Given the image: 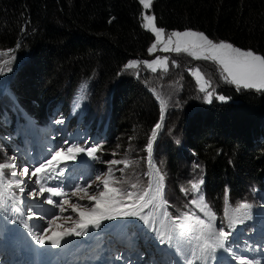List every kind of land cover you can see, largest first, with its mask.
<instances>
[{"label":"trees","instance_id":"1","mask_svg":"<svg viewBox=\"0 0 264 264\" xmlns=\"http://www.w3.org/2000/svg\"><path fill=\"white\" fill-rule=\"evenodd\" d=\"M141 13L138 0H0V52L9 67L0 68V110L45 121L56 108L67 114L86 85L85 117L90 132L105 129L108 153L131 146L144 159L156 136L168 193L180 198L173 212L187 209L192 181L203 182L217 212L225 197H252L251 187L264 189V93L222 90L225 101L161 121L159 105L126 72L154 40ZM150 13L156 29L197 32L264 63V0H154Z\"/></svg>","mask_w":264,"mask_h":264},{"label":"rangeland","instance_id":"2","mask_svg":"<svg viewBox=\"0 0 264 264\" xmlns=\"http://www.w3.org/2000/svg\"><path fill=\"white\" fill-rule=\"evenodd\" d=\"M138 1L142 7V27L153 34L154 40L147 50V55L130 61L126 66V72L128 77L144 84L153 101L159 105L161 119L166 120L168 117L163 110V103L169 96L171 103L167 113H185L197 105L225 101L226 98L220 94L222 90L232 88L236 91L264 93V63L258 55L236 49L228 43L211 41L197 32H164L156 29L150 13L154 0ZM4 55L8 54L0 52L1 73H8L9 67ZM86 87V85L79 86L75 92L73 103L79 113L83 112L88 103L85 94L90 92ZM24 132L27 137H32L28 127L24 129ZM47 133L54 139L62 135L61 123H53ZM15 134L19 136L20 131L16 129ZM83 138L84 136L76 131L71 137L68 136L64 143L52 140L44 143L52 152L57 148L65 149V143L70 144L74 140ZM97 146L102 156L101 165H98L95 171V174H100L99 179L95 180L87 192L75 193L63 202L62 212L55 220L54 229L60 228L61 221L74 224L80 220L98 218L108 212L134 207L150 194L162 190L164 186L167 191L166 199L171 207L180 200L170 192L168 193L170 177L163 157L157 152V141L155 145H152L150 141L146 151L144 150V159H142L141 149L138 154H135L131 146L124 150L112 148L113 151L109 153L101 144ZM25 148L29 154L37 150L34 143L27 139ZM56 157L66 158L67 156L57 153ZM23 160L30 161L25 155ZM3 163V167L9 165L7 161ZM18 171L23 177L26 176L24 169L18 167ZM131 178L144 180L145 185L139 181H129L128 179ZM253 194L261 204V209L264 210V193L260 194L254 190ZM124 212L123 217H126L128 211ZM156 216L159 233H168L167 218L160 208L155 213L153 208L138 210L128 222L135 223L140 232L144 227V232L147 233ZM197 224V221L193 222L195 230ZM137 241L138 238L134 235L127 244L129 251H116L109 257L107 264H131L133 259H138L140 253L136 249ZM108 247L116 248L117 245L114 246V243H111ZM254 249H257L255 245ZM255 256L258 257L257 264H264L262 250L257 249ZM152 264H155V260Z\"/></svg>","mask_w":264,"mask_h":264},{"label":"bare ground","instance_id":"3","mask_svg":"<svg viewBox=\"0 0 264 264\" xmlns=\"http://www.w3.org/2000/svg\"><path fill=\"white\" fill-rule=\"evenodd\" d=\"M95 106V105H94ZM116 244L114 243V246H115ZM115 248V247H114Z\"/></svg>","mask_w":264,"mask_h":264}]
</instances>
